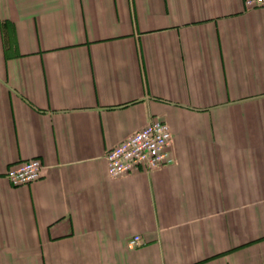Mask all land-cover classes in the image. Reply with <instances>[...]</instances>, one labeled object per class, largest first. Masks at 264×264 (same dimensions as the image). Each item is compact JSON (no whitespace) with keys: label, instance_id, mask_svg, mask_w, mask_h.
Returning a JSON list of instances; mask_svg holds the SVG:
<instances>
[{"label":"crops","instance_id":"obj_1","mask_svg":"<svg viewBox=\"0 0 264 264\" xmlns=\"http://www.w3.org/2000/svg\"><path fill=\"white\" fill-rule=\"evenodd\" d=\"M153 119L173 161L109 176ZM0 264H264V7L0 0Z\"/></svg>","mask_w":264,"mask_h":264},{"label":"built area","instance_id":"obj_2","mask_svg":"<svg viewBox=\"0 0 264 264\" xmlns=\"http://www.w3.org/2000/svg\"><path fill=\"white\" fill-rule=\"evenodd\" d=\"M246 8L264 7V0H243ZM172 135L169 125L161 119H153L118 143L105 150L107 173L111 177L137 172H148L173 161L170 146ZM45 165L38 157L17 161L7 167L4 176L11 185L18 186L38 180L44 175ZM140 243V235L134 234L127 245Z\"/></svg>","mask_w":264,"mask_h":264}]
</instances>
